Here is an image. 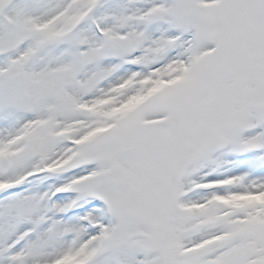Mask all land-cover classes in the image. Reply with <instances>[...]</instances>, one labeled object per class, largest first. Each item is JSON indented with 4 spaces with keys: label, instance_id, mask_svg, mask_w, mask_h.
<instances>
[{
    "label": "snow or ice",
    "instance_id": "obj_1",
    "mask_svg": "<svg viewBox=\"0 0 264 264\" xmlns=\"http://www.w3.org/2000/svg\"><path fill=\"white\" fill-rule=\"evenodd\" d=\"M0 264H264V0H0Z\"/></svg>",
    "mask_w": 264,
    "mask_h": 264
}]
</instances>
